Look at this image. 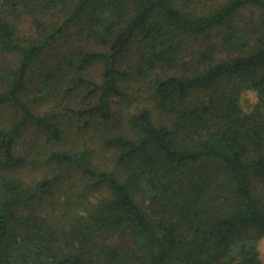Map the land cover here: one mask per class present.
Here are the masks:
<instances>
[{
  "label": "trees",
  "instance_id": "trees-1",
  "mask_svg": "<svg viewBox=\"0 0 264 264\" xmlns=\"http://www.w3.org/2000/svg\"><path fill=\"white\" fill-rule=\"evenodd\" d=\"M5 109L0 264H259L264 0H0Z\"/></svg>",
  "mask_w": 264,
  "mask_h": 264
},
{
  "label": "clouds",
  "instance_id": "clouds-1",
  "mask_svg": "<svg viewBox=\"0 0 264 264\" xmlns=\"http://www.w3.org/2000/svg\"><path fill=\"white\" fill-rule=\"evenodd\" d=\"M237 106L240 109L241 115H250L256 106L260 104V91L254 87L242 89L237 97ZM254 251L259 264H264V237H260L254 244ZM235 256L236 253L232 252Z\"/></svg>",
  "mask_w": 264,
  "mask_h": 264
},
{
  "label": "rangeland",
  "instance_id": "rangeland-1",
  "mask_svg": "<svg viewBox=\"0 0 264 264\" xmlns=\"http://www.w3.org/2000/svg\"><path fill=\"white\" fill-rule=\"evenodd\" d=\"M29 23V22H28ZM29 24H27L26 22L23 21V28L26 29L27 26L29 28ZM100 72H101V66H96L94 67L93 69H91V71L89 72V76H92V77H97L99 78L100 77ZM46 107V106H45ZM41 110H45V108H40ZM14 116V113H13V110L12 109H5V110H2L0 112V127H5L6 125H8L10 123V120H12ZM35 135V132H34V129H28L25 133V136L23 137V139L21 140L22 142L24 143H29L30 141V138L33 137ZM97 139V138H96ZM96 148L100 149L99 146H97L98 144H94ZM25 147V146H24ZM23 147V148H24ZM25 149V148H24ZM101 151V149H100ZM102 152V158H103V161L105 160L106 163H109L111 162V158L113 157V154L112 152L110 151H101ZM29 176L26 175V177H24L25 179H28ZM107 194L106 190H99V191H95L94 192V196H105Z\"/></svg>",
  "mask_w": 264,
  "mask_h": 264
}]
</instances>
